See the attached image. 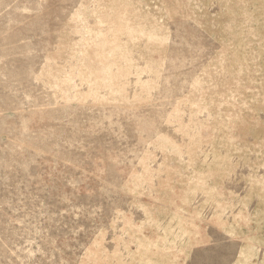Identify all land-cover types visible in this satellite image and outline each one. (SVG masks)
I'll list each match as a JSON object with an SVG mask.
<instances>
[{"label":"rangeland","instance_id":"rangeland-1","mask_svg":"<svg viewBox=\"0 0 264 264\" xmlns=\"http://www.w3.org/2000/svg\"><path fill=\"white\" fill-rule=\"evenodd\" d=\"M0 264H264V0H0Z\"/></svg>","mask_w":264,"mask_h":264}]
</instances>
